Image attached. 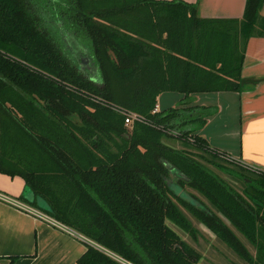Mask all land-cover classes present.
Masks as SVG:
<instances>
[{
    "label": "trees",
    "instance_id": "1",
    "mask_svg": "<svg viewBox=\"0 0 264 264\" xmlns=\"http://www.w3.org/2000/svg\"><path fill=\"white\" fill-rule=\"evenodd\" d=\"M42 1L48 10L0 0V173L21 177L48 209L33 207L94 243L77 264H198L165 223L195 238L177 204L245 262L264 264V171L223 158L196 133L213 108L181 99L152 112L164 91H239L246 41L264 37V0H245L239 19L201 18L182 0ZM48 4L68 32L90 39L98 78L46 27ZM122 111L142 119L124 125ZM163 138L221 158L232 170L213 164L240 190ZM168 166L217 213L177 194Z\"/></svg>",
    "mask_w": 264,
    "mask_h": 264
},
{
    "label": "crops",
    "instance_id": "2",
    "mask_svg": "<svg viewBox=\"0 0 264 264\" xmlns=\"http://www.w3.org/2000/svg\"><path fill=\"white\" fill-rule=\"evenodd\" d=\"M182 1L195 4L201 18L239 19L245 0ZM263 9L264 2L259 14ZM240 76L239 91L195 92L186 97L161 92L155 109L176 107L181 99L185 103L181 106L214 108L196 133L237 164L264 171V37L247 39ZM24 189L21 177L0 173V194L32 206ZM87 243L94 244L0 199V264H7L10 256H14L11 264H77Z\"/></svg>",
    "mask_w": 264,
    "mask_h": 264
},
{
    "label": "rangeland",
    "instance_id": "3",
    "mask_svg": "<svg viewBox=\"0 0 264 264\" xmlns=\"http://www.w3.org/2000/svg\"><path fill=\"white\" fill-rule=\"evenodd\" d=\"M37 8L39 6H43L45 9L46 6L42 0H38L36 4ZM50 14H43V17L48 20L46 27L53 30V35L58 42V38L60 39L63 48L67 51L69 56L74 59L85 72H88L89 75H92V78H98V69L96 64L94 63L91 56V42L88 37L83 35H79L80 37L74 36L71 32H68L62 23V19L57 16L55 12V8H51L48 4ZM48 10V9H47ZM264 10V9H263ZM50 15V16H49ZM59 43V42H58ZM214 112V108L212 113ZM163 142L175 149L186 150L191 153L193 158L206 166L210 171L215 173L219 178H221L226 184L231 186L236 191H239L241 188V182L233 173H229L226 170L221 169L215 164H220L221 167H226L232 170V166L228 165L224 162L220 157L211 158L204 152L195 150L191 147L184 146L180 141L174 140L173 138L165 139L163 138ZM219 150V149H218ZM221 151V150H220ZM224 155L223 158L229 157L224 151H222ZM226 154V155H225ZM230 160L235 161L233 158L229 157ZM215 163V164H213ZM248 167V166H245ZM177 174L174 172H169L168 182L172 189L187 199V195L191 193L193 196H196L199 200H201L207 207H209L212 211L217 213L215 209L206 201V199L194 191L193 189L188 188L186 185L179 186L176 182ZM177 204V203H176ZM179 210L183 213V215L188 219L191 225L196 230V236L192 239L186 232L180 230L174 224L169 221H165L166 225L171 228L180 239L185 241L189 246H192L197 250L200 254V258L198 260V264H248L241 257H239L236 253H234L228 246L222 243L219 239H217L205 226L199 223L186 209H184L181 205L177 204ZM236 236L240 239V241L248 248V250L253 253V246L247 242L237 231H235L231 226H229ZM84 239V238H83ZM87 241V239H84Z\"/></svg>",
    "mask_w": 264,
    "mask_h": 264
},
{
    "label": "built area",
    "instance_id": "4",
    "mask_svg": "<svg viewBox=\"0 0 264 264\" xmlns=\"http://www.w3.org/2000/svg\"><path fill=\"white\" fill-rule=\"evenodd\" d=\"M156 111L155 107L153 108L152 112ZM124 117H123V123L124 125H130L132 122H140L141 121V117L138 115V114H135L133 112H124L122 111L121 112ZM226 159H229V157H226ZM0 199H2L3 201H6L36 217H39L53 225H56L58 227H62L64 228L66 231H68L71 235H74L76 236L77 238H80V239H86L82 234L78 233L77 231L75 230H72V229H69L67 228L66 226H63L61 223H59V221L55 220L54 218L50 217L49 215H47L46 213L38 210L37 208H34L30 205H26L24 203H21L20 201L18 200H13L11 199L10 197L6 196V195H3V194H0Z\"/></svg>",
    "mask_w": 264,
    "mask_h": 264
},
{
    "label": "water",
    "instance_id": "5",
    "mask_svg": "<svg viewBox=\"0 0 264 264\" xmlns=\"http://www.w3.org/2000/svg\"><path fill=\"white\" fill-rule=\"evenodd\" d=\"M168 169L170 171L175 172L172 166H168ZM23 195L25 199L28 200L29 202L35 201L39 208L48 209L46 202L40 197H34L33 192L27 186H25Z\"/></svg>",
    "mask_w": 264,
    "mask_h": 264
},
{
    "label": "flooded vegetation",
    "instance_id": "6",
    "mask_svg": "<svg viewBox=\"0 0 264 264\" xmlns=\"http://www.w3.org/2000/svg\"><path fill=\"white\" fill-rule=\"evenodd\" d=\"M79 65V64H78ZM80 66V65H79Z\"/></svg>",
    "mask_w": 264,
    "mask_h": 264
}]
</instances>
